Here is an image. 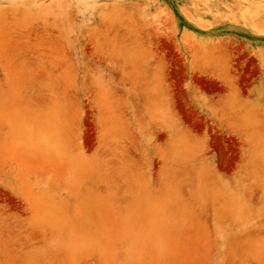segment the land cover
I'll use <instances>...</instances> for the list:
<instances>
[{
  "label": "rangeland",
  "instance_id": "374dc122",
  "mask_svg": "<svg viewBox=\"0 0 264 264\" xmlns=\"http://www.w3.org/2000/svg\"><path fill=\"white\" fill-rule=\"evenodd\" d=\"M263 108L264 0H0V264H264Z\"/></svg>",
  "mask_w": 264,
  "mask_h": 264
},
{
  "label": "flooded vegetation",
  "instance_id": "af4514ba",
  "mask_svg": "<svg viewBox=\"0 0 264 264\" xmlns=\"http://www.w3.org/2000/svg\"><path fill=\"white\" fill-rule=\"evenodd\" d=\"M248 75H244L243 78H248ZM264 111V108H263ZM188 117L190 119H193L192 115H188ZM231 142H236L233 140H230ZM241 149H243L239 144H234L231 149L229 151H227L228 153H225L223 156H221V159L223 161V164L221 166L225 167L224 169H219L221 173H224L225 175H229L231 172H234L237 170L238 166L237 164H240L242 162V159L240 158L242 151ZM228 150V149H226ZM224 158H228V159H224ZM231 159V160H230ZM225 161V162H224ZM232 163H229V162ZM227 162V163H226ZM226 163V165H225ZM263 176H264V172H263Z\"/></svg>",
  "mask_w": 264,
  "mask_h": 264
},
{
  "label": "bare ground",
  "instance_id": "6f19581e",
  "mask_svg": "<svg viewBox=\"0 0 264 264\" xmlns=\"http://www.w3.org/2000/svg\"><path fill=\"white\" fill-rule=\"evenodd\" d=\"M226 159H228V158H226ZM231 160V159H230ZM225 162V161H224ZM227 163V162H226ZM226 163H225V165H226ZM229 163H232L231 161L229 162Z\"/></svg>",
  "mask_w": 264,
  "mask_h": 264
}]
</instances>
